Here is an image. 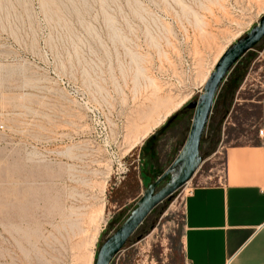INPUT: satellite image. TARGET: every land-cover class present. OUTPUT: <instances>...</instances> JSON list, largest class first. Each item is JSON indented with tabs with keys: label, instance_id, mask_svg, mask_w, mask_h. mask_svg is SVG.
I'll return each instance as SVG.
<instances>
[{
	"label": "rangeland",
	"instance_id": "rangeland-1",
	"mask_svg": "<svg viewBox=\"0 0 264 264\" xmlns=\"http://www.w3.org/2000/svg\"><path fill=\"white\" fill-rule=\"evenodd\" d=\"M263 13L264 0H0V264H94L182 148L219 53ZM240 63L194 176L111 264L178 260L185 197L222 172V146L256 140L264 38Z\"/></svg>",
	"mask_w": 264,
	"mask_h": 264
},
{
	"label": "crops",
	"instance_id": "crops-1",
	"mask_svg": "<svg viewBox=\"0 0 264 264\" xmlns=\"http://www.w3.org/2000/svg\"><path fill=\"white\" fill-rule=\"evenodd\" d=\"M256 140L222 146L223 170L191 188L173 264H264V100Z\"/></svg>",
	"mask_w": 264,
	"mask_h": 264
},
{
	"label": "water",
	"instance_id": "water-1",
	"mask_svg": "<svg viewBox=\"0 0 264 264\" xmlns=\"http://www.w3.org/2000/svg\"><path fill=\"white\" fill-rule=\"evenodd\" d=\"M263 38L264 14L244 36L237 39L223 52L205 81L203 92L197 100L186 104V108L193 109L194 114L182 148L169 167L147 186L137 202V207L126 220L104 239L98 248L94 264H111L153 208L192 179L202 162L200 146L217 93L239 59L252 50ZM168 124L169 121L154 132L152 138L160 136ZM167 178L168 181L165 185L157 189L159 184Z\"/></svg>",
	"mask_w": 264,
	"mask_h": 264
},
{
	"label": "bare ground",
	"instance_id": "bare-ground-1",
	"mask_svg": "<svg viewBox=\"0 0 264 264\" xmlns=\"http://www.w3.org/2000/svg\"><path fill=\"white\" fill-rule=\"evenodd\" d=\"M197 20V19H196ZM198 21V20H197ZM196 21V22H197ZM198 23V22H197ZM225 51V49H222V51L219 53V55H218V57L216 58V60H215V62L219 59V57L223 54V52ZM210 73H209V71L206 73V77L203 79V83L207 80V77H208V75H209ZM162 101V100H161ZM185 101V100H184ZM184 101H182V102H180V103H178V104H176L173 108H171L170 110H168L166 113H165V115L163 116V119H166L167 118V116H169L173 111H175V110H177L179 107H181V105L184 103ZM168 102V101H167ZM170 102V101H169ZM168 102V103H169ZM167 103V104H168ZM164 104H166L165 102H164ZM161 105V104H160ZM151 130H152V128H150V129H147V130H145L143 133H142V135L140 136V140H142V139H144V138H146L147 136H148V134L151 132ZM100 208V207H99ZM76 210V209H75ZM97 211V210H96ZM99 212H102V208L100 209V210H98ZM99 212H97V213H99ZM90 213V212H89ZM91 213H93V214H89V216L88 217H90V215H91V219H92V216L95 214H97V213H94V212H91ZM88 214V213H87ZM71 215V214H70ZM72 216V215H71ZM74 222V221H73ZM78 226V225H77ZM71 228V227H70ZM83 232V231H82ZM84 236V235H83ZM82 236V237H83ZM86 237H87V235H86ZM83 238H85V237H83ZM81 239V238H80ZM87 240V239H86ZM86 242V241H85ZM84 242V243H85ZM83 243V245H85ZM80 246V245H79Z\"/></svg>",
	"mask_w": 264,
	"mask_h": 264
},
{
	"label": "trees",
	"instance_id": "trees-1",
	"mask_svg": "<svg viewBox=\"0 0 264 264\" xmlns=\"http://www.w3.org/2000/svg\"><path fill=\"white\" fill-rule=\"evenodd\" d=\"M244 57V56H243ZM242 59V58H241ZM241 59H239V61L235 64V66L233 67V69L231 70V72L228 74L227 76V83H229V81L231 82V80H233V77L236 75L235 73V67L237 65H240L241 67H243L244 65L242 63H240ZM236 79H237V83L240 81V77H237L236 76ZM227 87V86H226ZM225 88V84H223L221 90H220V93L222 92V89Z\"/></svg>",
	"mask_w": 264,
	"mask_h": 264
},
{
	"label": "built area",
	"instance_id": "built-area-1",
	"mask_svg": "<svg viewBox=\"0 0 264 264\" xmlns=\"http://www.w3.org/2000/svg\"><path fill=\"white\" fill-rule=\"evenodd\" d=\"M263 14H264V13H263ZM263 14H262V15H263ZM262 15H261V16H262ZM258 133H259V135H262L263 132H262L261 129H259V130H258ZM127 170H128V168L126 169V171H127Z\"/></svg>",
	"mask_w": 264,
	"mask_h": 264
}]
</instances>
